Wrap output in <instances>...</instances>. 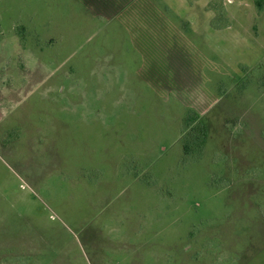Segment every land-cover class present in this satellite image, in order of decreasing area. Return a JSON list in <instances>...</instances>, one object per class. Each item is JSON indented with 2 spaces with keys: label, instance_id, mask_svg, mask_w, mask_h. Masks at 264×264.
Listing matches in <instances>:
<instances>
[{
  "label": "rangeland",
  "instance_id": "obj_1",
  "mask_svg": "<svg viewBox=\"0 0 264 264\" xmlns=\"http://www.w3.org/2000/svg\"><path fill=\"white\" fill-rule=\"evenodd\" d=\"M0 264H264V0H0Z\"/></svg>",
  "mask_w": 264,
  "mask_h": 264
},
{
  "label": "trees",
  "instance_id": "obj_2",
  "mask_svg": "<svg viewBox=\"0 0 264 264\" xmlns=\"http://www.w3.org/2000/svg\"><path fill=\"white\" fill-rule=\"evenodd\" d=\"M182 131L185 134V155H188L189 157L201 156L207 139V129L200 121L198 113L195 111H189L184 121Z\"/></svg>",
  "mask_w": 264,
  "mask_h": 264
}]
</instances>
